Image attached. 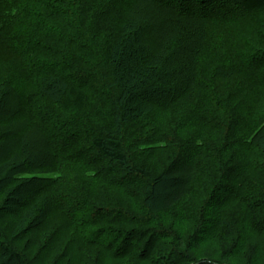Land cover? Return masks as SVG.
I'll use <instances>...</instances> for the list:
<instances>
[{
	"label": "trees",
	"instance_id": "trees-1",
	"mask_svg": "<svg viewBox=\"0 0 264 264\" xmlns=\"http://www.w3.org/2000/svg\"><path fill=\"white\" fill-rule=\"evenodd\" d=\"M14 60L0 264H264V0H0Z\"/></svg>",
	"mask_w": 264,
	"mask_h": 264
},
{
	"label": "rangeland",
	"instance_id": "rangeland-1",
	"mask_svg": "<svg viewBox=\"0 0 264 264\" xmlns=\"http://www.w3.org/2000/svg\"><path fill=\"white\" fill-rule=\"evenodd\" d=\"M127 1V0H126ZM124 12V11H123ZM14 62V64H12V65H10V63L11 62H9V61H7V63H4L3 61H1L0 62V77H1V79L3 78V76H5V75H12V76H14V79L15 80H12L13 82H15V86L16 87H23L25 84H23L24 82H23V79L25 78V74H24V72H23V70H22V67H20L19 65H17V64H15V60L13 61ZM27 142V141H26ZM20 145H22L21 144V142H18ZM22 143H23V141H22ZM54 176H56L55 174H52V177H54ZM6 195V194H5ZM131 203H132V205H133V202L131 201ZM133 207H134V205H133ZM134 210H135V207H134ZM145 213V214H144ZM146 210H144V212H142V213H140L139 215H146ZM7 221H9V220H5V221H3V218H1L0 219V223H2L4 226H7V228H11L12 227V225H10V224H8L7 223ZM56 223V222H55ZM56 224H58V225H60L61 224V222H60V220H58L57 221V223ZM8 231V230H7ZM9 233V232H8ZM85 233H86V231H85ZM116 237V236H115ZM27 243H28V241L26 242H24L23 244H21V245H24V246H29V248H28V250H27V252L25 253V255H27V257L29 258V260L31 261L30 263L31 264H42L41 263V258L40 257H42V255H44V254H47L48 252H49V249L50 248H48V247H45L44 248V244H41V245H39V248H38V250H37V252L36 253H34V254H30V245H27ZM215 246V245H214ZM47 248V249H46ZM213 248H215L216 249V247H209L208 248V251H211V252H213L212 250H214ZM40 249H44L43 251L42 250H40ZM57 250V249H56ZM89 250L91 251V248H89ZM214 252H215V250H214ZM213 252V253H214ZM59 252H56V253H54L53 255H52V257L48 260V261H46L44 264H57L56 262V260H57V257H59ZM74 254L75 255H77L78 256V253H76V251H74L73 252V254H72V258H73V260H71V263L70 264H77L78 262V260H77V258L78 257H75L74 256ZM92 254H94V253H92ZM92 255H90V258H89V260H88V264H95V262L93 261V257H91ZM35 257V258H34ZM9 259L7 258V259H5V261H6V263H7V261H8ZM73 262H75V263H73ZM11 264H16L15 263V261H13ZM65 264H69V262H68V260L65 262ZM114 264V263H113Z\"/></svg>",
	"mask_w": 264,
	"mask_h": 264
}]
</instances>
